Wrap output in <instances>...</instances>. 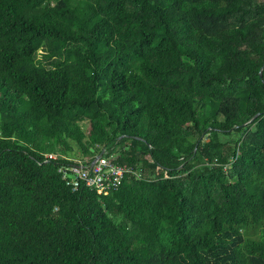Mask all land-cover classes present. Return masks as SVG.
Here are the masks:
<instances>
[{"label": "trees", "instance_id": "obj_1", "mask_svg": "<svg viewBox=\"0 0 264 264\" xmlns=\"http://www.w3.org/2000/svg\"><path fill=\"white\" fill-rule=\"evenodd\" d=\"M263 63L264 0H0V264H264Z\"/></svg>", "mask_w": 264, "mask_h": 264}, {"label": "built area", "instance_id": "obj_2", "mask_svg": "<svg viewBox=\"0 0 264 264\" xmlns=\"http://www.w3.org/2000/svg\"><path fill=\"white\" fill-rule=\"evenodd\" d=\"M47 156L54 154L48 153ZM94 156H72L67 162L58 165L57 171L71 189L85 185L94 188L99 194H107L119 187L127 173L138 172L132 164L116 161L115 154L101 152L92 162Z\"/></svg>", "mask_w": 264, "mask_h": 264}, {"label": "rangeland", "instance_id": "obj_3", "mask_svg": "<svg viewBox=\"0 0 264 264\" xmlns=\"http://www.w3.org/2000/svg\"><path fill=\"white\" fill-rule=\"evenodd\" d=\"M77 119L82 123L84 130L87 131L89 128V120L87 118H85V117L83 118L81 116H78ZM78 153H80V150H78L76 152V155L80 156V154H78ZM84 155H85L84 157H89V156H92V153L87 151V152H84ZM78 156H75V157L77 158Z\"/></svg>", "mask_w": 264, "mask_h": 264}, {"label": "water", "instance_id": "obj_4", "mask_svg": "<svg viewBox=\"0 0 264 264\" xmlns=\"http://www.w3.org/2000/svg\"><path fill=\"white\" fill-rule=\"evenodd\" d=\"M264 64V63H263ZM262 67H263V65L260 67V69H259V74L261 75V70H262ZM259 114V112H256L254 115H253V117H255L256 115H258ZM101 153H97L95 156H94V158L92 159V162L100 155Z\"/></svg>", "mask_w": 264, "mask_h": 264}, {"label": "crops", "instance_id": "obj_5", "mask_svg": "<svg viewBox=\"0 0 264 264\" xmlns=\"http://www.w3.org/2000/svg\"><path fill=\"white\" fill-rule=\"evenodd\" d=\"M80 155L82 154V153H79Z\"/></svg>", "mask_w": 264, "mask_h": 264}]
</instances>
